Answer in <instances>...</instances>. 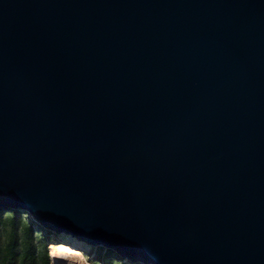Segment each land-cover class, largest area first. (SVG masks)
<instances>
[{
	"label": "water",
	"instance_id": "95a60500",
	"mask_svg": "<svg viewBox=\"0 0 264 264\" xmlns=\"http://www.w3.org/2000/svg\"><path fill=\"white\" fill-rule=\"evenodd\" d=\"M0 207L139 264H264V0H0Z\"/></svg>",
	"mask_w": 264,
	"mask_h": 264
},
{
	"label": "trees",
	"instance_id": "16d2710c",
	"mask_svg": "<svg viewBox=\"0 0 264 264\" xmlns=\"http://www.w3.org/2000/svg\"><path fill=\"white\" fill-rule=\"evenodd\" d=\"M21 209L0 207V264H51L48 245L54 235L32 220H21ZM90 260L101 264H139L122 259L103 246H93Z\"/></svg>",
	"mask_w": 264,
	"mask_h": 264
},
{
	"label": "bare ground",
	"instance_id": "6f19581e",
	"mask_svg": "<svg viewBox=\"0 0 264 264\" xmlns=\"http://www.w3.org/2000/svg\"><path fill=\"white\" fill-rule=\"evenodd\" d=\"M63 237L59 238V243L50 244L48 247L52 264H91L86 260L81 242L70 236Z\"/></svg>",
	"mask_w": 264,
	"mask_h": 264
},
{
	"label": "rangeland",
	"instance_id": "374dc122",
	"mask_svg": "<svg viewBox=\"0 0 264 264\" xmlns=\"http://www.w3.org/2000/svg\"><path fill=\"white\" fill-rule=\"evenodd\" d=\"M20 216H21V220L22 221H25V220H32V218L30 217V215L26 212V211H24V210H21V214H20ZM33 221V220H32ZM52 233H53V235H54V241H52V242H50L49 243V245L50 244H54V243H56L57 241H61L59 238H62L63 236L65 237V236H67V235H64V234H61V233H56V232H54V231H52ZM63 237V238H64ZM71 238V237H70ZM0 239L2 240L3 239V233L1 234V236H0ZM49 245H48V247H49ZM93 246H88V245H85V244H83L82 243V245H81V248H82V250L84 251V254H85V256H86V260L88 261V262H90L91 264H101V262H102V260H94V261H91L90 260V257H92L91 256V251H92V248ZM49 251V250H48ZM52 264V263H51Z\"/></svg>",
	"mask_w": 264,
	"mask_h": 264
}]
</instances>
